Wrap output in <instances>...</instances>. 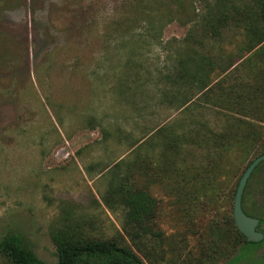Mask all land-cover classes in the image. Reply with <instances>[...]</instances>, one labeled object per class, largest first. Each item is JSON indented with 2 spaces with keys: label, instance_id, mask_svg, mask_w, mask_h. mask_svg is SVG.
Listing matches in <instances>:
<instances>
[{
  "label": "rangeland",
  "instance_id": "rangeland-1",
  "mask_svg": "<svg viewBox=\"0 0 264 264\" xmlns=\"http://www.w3.org/2000/svg\"><path fill=\"white\" fill-rule=\"evenodd\" d=\"M262 153L253 0H0V236L21 235L44 264L58 230L122 237L145 264H247L251 252L223 256L226 221ZM120 187L155 199L154 235L133 236ZM242 208L264 233V161Z\"/></svg>",
  "mask_w": 264,
  "mask_h": 264
},
{
  "label": "trees",
  "instance_id": "trees-1",
  "mask_svg": "<svg viewBox=\"0 0 264 264\" xmlns=\"http://www.w3.org/2000/svg\"><path fill=\"white\" fill-rule=\"evenodd\" d=\"M253 1L257 5L259 18L264 24V0ZM214 148L215 150L220 149L222 152L226 150L222 142L214 144ZM219 170L221 168L214 166L211 177H208V184L215 181L214 178ZM116 192L119 204L127 209L125 212L126 224L135 228L133 236L154 235V232L145 226V222L153 214L156 206L155 199L146 192L136 189L129 190L120 187ZM227 220H229L226 222L232 226L234 234L226 244L231 243V246L228 252L225 249L226 252L223 256L231 255L229 259H232L234 253H237L243 237L236 230L232 218ZM50 240L54 246L56 264H145L143 256L129 246L122 237L96 239L80 237L75 232L68 233L58 230L50 234ZM0 256L5 258L9 264H44L33 253L26 239L13 232L0 236Z\"/></svg>",
  "mask_w": 264,
  "mask_h": 264
},
{
  "label": "water",
  "instance_id": "water-1",
  "mask_svg": "<svg viewBox=\"0 0 264 264\" xmlns=\"http://www.w3.org/2000/svg\"><path fill=\"white\" fill-rule=\"evenodd\" d=\"M262 161H264V153L258 155L245 167L240 178L238 179L231 208V217L236 230L242 234L246 241H257L261 238V234L254 230L256 220L245 216L241 210V196L245 183L253 169Z\"/></svg>",
  "mask_w": 264,
  "mask_h": 264
},
{
  "label": "flooded vegetation",
  "instance_id": "flooded-vegetation-1",
  "mask_svg": "<svg viewBox=\"0 0 264 264\" xmlns=\"http://www.w3.org/2000/svg\"><path fill=\"white\" fill-rule=\"evenodd\" d=\"M244 188H245V186H244ZM255 209H256V211L259 210V212H264V209H261V208H255ZM241 210L245 216L252 218V219H255L257 221L254 230L261 234V238L258 239L257 241H254V242L253 241H246L245 237L241 234L243 237V240L240 244V247L238 248L237 253L240 252L241 257H245L249 252H251V255L247 256V257H249L247 264H264V245L261 247L256 246L258 244H261V242L264 243V233L260 231V225L263 223L262 222L263 220L261 218H259L258 216L254 215V214L257 215L256 212L255 213L253 212V214H249L248 212L244 211V209L242 208V196H241ZM257 252L259 253V255L257 257H255Z\"/></svg>",
  "mask_w": 264,
  "mask_h": 264
}]
</instances>
